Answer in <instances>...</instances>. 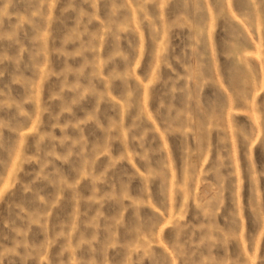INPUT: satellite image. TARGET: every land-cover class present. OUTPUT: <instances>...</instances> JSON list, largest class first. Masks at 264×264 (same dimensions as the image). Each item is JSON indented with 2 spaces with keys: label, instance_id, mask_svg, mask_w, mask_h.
Listing matches in <instances>:
<instances>
[{
  "label": "rangeland",
  "instance_id": "obj_1",
  "mask_svg": "<svg viewBox=\"0 0 264 264\" xmlns=\"http://www.w3.org/2000/svg\"><path fill=\"white\" fill-rule=\"evenodd\" d=\"M0 264H264V0H0Z\"/></svg>",
  "mask_w": 264,
  "mask_h": 264
}]
</instances>
